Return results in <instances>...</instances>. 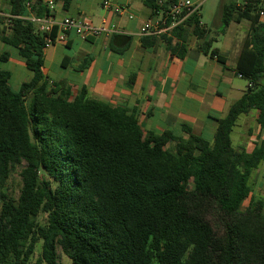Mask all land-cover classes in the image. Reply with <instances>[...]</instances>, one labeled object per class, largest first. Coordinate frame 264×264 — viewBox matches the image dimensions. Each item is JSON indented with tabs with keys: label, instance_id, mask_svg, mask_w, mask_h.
<instances>
[{
	"label": "trees",
	"instance_id": "1",
	"mask_svg": "<svg viewBox=\"0 0 264 264\" xmlns=\"http://www.w3.org/2000/svg\"><path fill=\"white\" fill-rule=\"evenodd\" d=\"M4 1L11 20L0 41L33 77L14 91L11 73L0 70V264H57L58 248L71 264H264V205L242 210L264 141L248 153L231 139L239 117L252 110L264 132L261 0L223 7V30L233 21L251 23L236 73L252 87L218 120L213 142L188 127L187 137L146 133L136 115L92 98L87 88L73 94L67 81H49L43 72L49 35L24 19L34 0ZM72 1L64 0L65 10ZM144 3L156 9V0ZM32 10L38 19L50 14L39 2ZM171 36L164 38L181 50L180 59L195 37L204 54L225 63L198 13ZM10 56L5 52L0 61ZM23 164L15 199L5 189ZM212 213L221 234L208 220ZM38 244L41 255L33 261Z\"/></svg>",
	"mask_w": 264,
	"mask_h": 264
},
{
	"label": "crops",
	"instance_id": "2",
	"mask_svg": "<svg viewBox=\"0 0 264 264\" xmlns=\"http://www.w3.org/2000/svg\"><path fill=\"white\" fill-rule=\"evenodd\" d=\"M35 2L49 9V17L40 22L58 24L66 18H78L110 30L89 40L72 32L66 44L46 47L43 72L49 81H67L73 94L87 88L92 98L136 115L146 133L170 132L177 137H187L183 127H188L193 134L213 142L218 120L227 116L230 107L249 88L250 82L236 73V66L251 23L233 21L223 30L225 5L212 29L203 21L202 7L198 11L201 26L208 31L207 40L214 41L212 49L218 51L225 62L222 64L210 54H204L195 37L189 39L184 57L180 59L181 50L169 46L164 38L172 37L171 31L159 37L144 35L143 24L152 14L144 0H114V5L122 9L120 13L104 9L100 0H73L67 10L63 7L64 0H34L33 5ZM261 4L264 6V0ZM9 16V5L0 0V37ZM24 19L39 28L33 10L28 11ZM220 32L222 34H218ZM125 38L130 39L126 48ZM177 42L174 40V44ZM6 48L0 41V55L5 52L11 55L7 62H2L4 66H0V70L11 73L10 81L14 77L15 82L25 77L14 90L18 91L23 83L32 79L33 73L15 49ZM234 132L239 137L237 148L233 146L237 151L250 153L264 141L255 110L239 117L231 139ZM249 185L251 195L245 202L247 206L257 201L264 205V159L252 172Z\"/></svg>",
	"mask_w": 264,
	"mask_h": 264
},
{
	"label": "built area",
	"instance_id": "3",
	"mask_svg": "<svg viewBox=\"0 0 264 264\" xmlns=\"http://www.w3.org/2000/svg\"><path fill=\"white\" fill-rule=\"evenodd\" d=\"M104 9L113 10L116 13L122 12V9L114 5V0H100ZM167 1L160 0L156 3V9L152 12L150 18L143 24L141 32L144 35L159 37L168 31H172L175 27L182 24L192 14L198 13L201 5L194 4L189 0H176L169 5ZM33 2L26 4L27 11L32 12ZM264 18V14H262ZM8 22L11 20L9 16ZM28 21V19H25ZM45 19H37L39 25L38 31L49 35L46 39V47L55 44H66L69 33H75L83 40L97 38L103 34L110 33L106 27H95L85 20L78 18H66L58 24L40 22ZM39 21V22H38ZM56 28L57 32L54 38L50 35L53 29ZM252 87V83L249 84Z\"/></svg>",
	"mask_w": 264,
	"mask_h": 264
},
{
	"label": "rangeland",
	"instance_id": "4",
	"mask_svg": "<svg viewBox=\"0 0 264 264\" xmlns=\"http://www.w3.org/2000/svg\"><path fill=\"white\" fill-rule=\"evenodd\" d=\"M190 2L201 5L202 7V14H203V21L207 24L208 28L212 29L214 24L219 20L220 10L221 7L229 4L231 2H236L237 4H244L246 0H189ZM6 49H10L8 46ZM11 50V49H10ZM0 66H4L1 62ZM14 73V71H13ZM20 77L18 81L15 82V77L10 81V86L13 90L18 88V83L21 80ZM26 80V79H23ZM239 137L236 132L232 135L233 146L237 148ZM25 164L16 168V170L12 173L11 178L9 179L7 186H6V193L9 194L11 197L17 199L20 195L21 188H22V179H21V171L25 168ZM1 205V204H0ZM247 204L244 203L242 210L247 208ZM41 220L44 221L45 217H41ZM208 220L212 223L216 233L221 234V224L219 216L216 213H212L211 216L208 217ZM41 255V247L40 244L37 245L35 254L33 256V261L39 258ZM58 260L57 264H71L69 258L63 253V251L58 248L57 250Z\"/></svg>",
	"mask_w": 264,
	"mask_h": 264
}]
</instances>
